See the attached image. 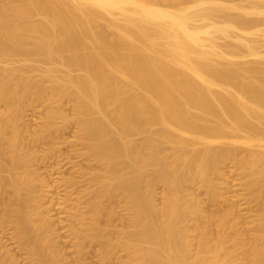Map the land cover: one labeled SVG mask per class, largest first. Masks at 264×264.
I'll list each match as a JSON object with an SVG mask.
<instances>
[{"label": "bare ground", "instance_id": "bare-ground-1", "mask_svg": "<svg viewBox=\"0 0 264 264\" xmlns=\"http://www.w3.org/2000/svg\"><path fill=\"white\" fill-rule=\"evenodd\" d=\"M260 25L264 0H0V215L35 264L66 259L28 208L41 201L38 183L53 190L25 149L37 101L50 108L29 132L50 144L43 162L57 159V208L80 259L90 243L100 264L119 252L127 264H264Z\"/></svg>", "mask_w": 264, "mask_h": 264}, {"label": "rangeland", "instance_id": "rangeland-1", "mask_svg": "<svg viewBox=\"0 0 264 264\" xmlns=\"http://www.w3.org/2000/svg\"><path fill=\"white\" fill-rule=\"evenodd\" d=\"M257 28H259V30H263L264 25H260ZM260 35L263 36L264 32H260ZM257 39H263V38H257ZM225 41H226L225 39L220 38L221 43H225ZM243 59L248 60V61L258 60V58L254 56H247V57H244ZM64 99L65 100L63 101V104L64 103L65 104L64 106L62 105V108L69 117H73L72 114L73 112H75L74 111L75 107L73 104L74 101L70 102L72 101L71 98H64ZM57 105L54 104L53 106H57ZM32 106H36L37 109L33 107V109L27 112L28 115L24 117V118H28L29 121L31 119L32 122L31 121L26 122V123H29L28 127L24 126L22 128L23 137L25 138V147H26L25 149L30 151L34 148V150H36V153L39 154L41 158H39L40 156L37 155L38 159L35 158L37 159V160L34 159L35 162H33L32 160V163H31L32 165H31L30 170L31 171L33 170L34 174L37 173L38 175H40V177L49 181L47 184H49L50 188L53 189L50 192H47L48 189L46 191V188L42 186L41 183L39 187H38L39 183L36 185L37 187L36 190L38 192L37 194L38 195L40 194L41 201L36 202V203L35 202L31 203L28 207L30 210L33 211V220L36 223H41L42 221L46 223L47 229H46L45 234L49 235V237L52 239V241L50 242L51 249L57 252H63L65 254L66 259L65 260L58 259L56 261V264H91V261H92V264H95V263L100 264L99 263L100 256L98 253L99 249H98V245L96 244L94 245L90 243L87 244L88 245L86 247L87 254L85 255V259H80V256L76 251V238L74 237L72 238V236L70 235V231H69L70 230L69 227L71 223L70 216L68 215L67 212L65 211L62 212L63 210L61 211L60 208L59 209L57 208L59 207V204L63 197V195H60L63 192V189H62L63 187H61V189L59 188L60 190H58V185L56 186L54 185L57 184L55 182H62V180L60 179L61 175L57 173H53L51 171V167L49 163V162H52L54 163V165H56L55 163H57L56 161L57 159L51 158L48 160L49 161L48 163L43 162L42 157H44L45 150L43 151L42 149L47 148L48 145L50 144H46L44 142V143H37V145H34L35 143H33L32 134L30 133L33 131V129L39 128V126L43 122L44 116L46 115L45 113L50 107H47V105H44L42 104V102H38V101L35 103H32L31 107ZM28 119H24V120L28 121ZM70 123L68 127L66 128V131H64V136H66L69 139H71L73 136L78 134L77 133L78 128L76 127L75 122L71 124ZM58 146L62 147L63 150H67V147H68L67 145H64V144H58ZM226 169L227 171H230V166H228ZM236 173L231 174L230 180H232L233 177L238 176ZM63 174H64V177H68L70 175V169L68 170L64 168ZM44 179H43V182H47V181H44ZM54 187H56L57 189H55ZM43 188H45V190ZM56 190L60 192L62 191V192L61 193L58 192L59 193L58 194ZM190 190L194 191V193L196 192L199 198L203 200L206 212L210 213V212L215 211V207L213 206V203L209 200L206 191L202 190L201 188L199 189L197 185L191 186ZM53 191L54 192L56 191V192L54 193ZM156 191L158 192L157 195L159 194V197L157 196L156 198L158 199L161 198L162 197L161 192L163 191V186H158ZM235 193L244 194L245 193L244 186L237 189ZM10 195H11V192L8 190L4 194V196L6 197L5 199L7 200ZM119 199H120L119 201L121 205L120 210L123 211V213L125 214L127 212L123 210L125 208L124 207L125 202L121 198ZM160 201H162V199L161 200L159 199L158 201H156V204H158ZM245 201L246 199L243 197V199H241L239 203L244 204ZM55 202L58 204H56ZM223 205H225V203ZM243 213H247V214H244L245 216L247 215L249 216L250 213L253 214V212H248V211L247 212L244 211ZM0 219L3 220V222H0V260L4 259V260L11 262L12 264H35V257L29 252L28 248L23 243V241L21 240V238L19 237V235L13 228L12 224L9 221L4 220L3 214L0 215ZM116 223L119 224L120 220L118 219ZM211 229L215 231V226H211ZM193 237L195 239L197 237V233H193ZM121 253L119 252V254L114 256V258L110 261V264H116L117 256H118L117 258L118 260H120L121 257L122 258L125 257L123 258L124 260L123 259L120 260V262L122 261L123 263L117 262V264H127L128 261H125L127 258L126 256H124V254L126 255V253L125 252H121ZM124 261L127 263H124ZM234 263L237 264V261H234Z\"/></svg>", "mask_w": 264, "mask_h": 264}]
</instances>
